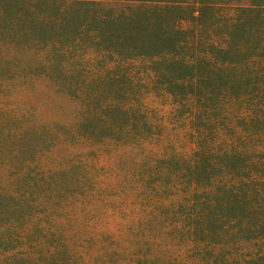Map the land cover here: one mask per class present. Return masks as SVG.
<instances>
[{"label": "trees", "instance_id": "16d2710c", "mask_svg": "<svg viewBox=\"0 0 264 264\" xmlns=\"http://www.w3.org/2000/svg\"><path fill=\"white\" fill-rule=\"evenodd\" d=\"M242 1L0 0L1 264H264V0Z\"/></svg>", "mask_w": 264, "mask_h": 264}, {"label": "rangeland", "instance_id": "374dc122", "mask_svg": "<svg viewBox=\"0 0 264 264\" xmlns=\"http://www.w3.org/2000/svg\"><path fill=\"white\" fill-rule=\"evenodd\" d=\"M244 2L246 1L243 0L240 4H244ZM184 26L188 27L189 25L186 23ZM144 102L153 111V117L150 119L153 126H163L165 128L163 144L168 142L167 144L171 146V151L174 154L182 159L190 160L195 149V136L191 118L188 116L182 117L178 114L175 111L176 105L164 96L152 93L145 97ZM69 108L71 107L69 106ZM62 109L63 105L57 112L62 111Z\"/></svg>", "mask_w": 264, "mask_h": 264}]
</instances>
